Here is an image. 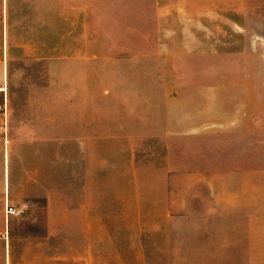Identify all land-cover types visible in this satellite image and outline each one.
Masks as SVG:
<instances>
[{"label": "rangeland", "instance_id": "obj_1", "mask_svg": "<svg viewBox=\"0 0 264 264\" xmlns=\"http://www.w3.org/2000/svg\"><path fill=\"white\" fill-rule=\"evenodd\" d=\"M180 1L92 0L103 33L93 45L111 59L44 69L36 90L39 97L42 86L50 220L46 197L27 201V210L22 201L0 231L11 239V264L259 263L260 239H228L226 131H204L200 115L199 133L166 134L161 105L180 77L205 91L227 85L231 74L259 77L260 69L229 68L226 61L211 67L200 59L164 66L149 39L155 42L164 29L180 40L183 21L171 13L180 11ZM205 3L200 0L201 10ZM158 13L168 19L156 20ZM198 23L207 41L212 21ZM227 28L221 20V34ZM136 51L140 56L131 59ZM27 86L9 85L12 106L24 104L26 91L34 96ZM84 117L90 139L79 147ZM31 251L43 258L26 259Z\"/></svg>", "mask_w": 264, "mask_h": 264}, {"label": "crops", "instance_id": "obj_2", "mask_svg": "<svg viewBox=\"0 0 264 264\" xmlns=\"http://www.w3.org/2000/svg\"><path fill=\"white\" fill-rule=\"evenodd\" d=\"M205 2L201 10L200 0L180 1V11L171 12L183 21L180 40L158 30L157 40L149 39L153 56L169 67L198 59L211 62L207 63L211 67L226 61L229 68H259V77L231 74L227 85L205 91L180 77L179 88L165 92L166 102L161 105L164 131L180 137L199 133L203 126L196 117L200 115L206 119L204 131H226L228 239H260L258 264H264V0ZM93 13L92 0H0V231L20 211L22 201L21 210H27V201L46 197L45 220H50L43 169V90L41 86L38 97L36 89L44 82L45 68L90 67L93 60L111 59L102 47L93 45V36L103 34L95 26L102 18ZM162 19L168 17L158 13L156 20ZM201 20L212 21L207 41L200 34ZM221 20L228 21L226 35L221 34ZM139 56V51L130 55ZM13 82L29 85V91L35 88L34 96L26 91L20 107L12 106L9 85ZM85 128L84 117L79 147L90 139ZM7 207L13 213L6 215ZM0 246L2 264H11V239L0 237ZM25 256L38 260L43 253L31 251Z\"/></svg>", "mask_w": 264, "mask_h": 264}, {"label": "built area", "instance_id": "obj_3", "mask_svg": "<svg viewBox=\"0 0 264 264\" xmlns=\"http://www.w3.org/2000/svg\"><path fill=\"white\" fill-rule=\"evenodd\" d=\"M13 213V209L11 207H7L6 215Z\"/></svg>", "mask_w": 264, "mask_h": 264}]
</instances>
